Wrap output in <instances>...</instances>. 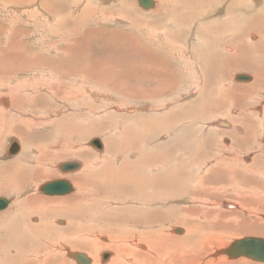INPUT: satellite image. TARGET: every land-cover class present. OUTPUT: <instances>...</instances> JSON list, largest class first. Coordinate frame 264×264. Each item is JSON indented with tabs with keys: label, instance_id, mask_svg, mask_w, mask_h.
<instances>
[{
	"label": "rangeland",
	"instance_id": "rangeland-1",
	"mask_svg": "<svg viewBox=\"0 0 264 264\" xmlns=\"http://www.w3.org/2000/svg\"><path fill=\"white\" fill-rule=\"evenodd\" d=\"M100 1L0 0V97H11L0 109V190L9 189L0 197L10 201L1 212L13 210L0 217V264H71L63 249L88 255L83 240L97 234L173 246L169 238L186 235L176 230L190 235L174 245L209 264L214 249L254 236L250 225L264 228L218 206L244 193L253 212L264 207V39L250 26L264 19V0H153L157 10ZM95 138L101 151L89 145ZM10 139L22 149L3 161ZM63 162L87 165L89 176L84 202L58 216L46 210L75 193L38 188L65 179L75 191L80 170L59 172ZM199 187L218 191L193 203ZM243 260L260 264L229 261Z\"/></svg>",
	"mask_w": 264,
	"mask_h": 264
},
{
	"label": "bare ground",
	"instance_id": "bare-ground-1",
	"mask_svg": "<svg viewBox=\"0 0 264 264\" xmlns=\"http://www.w3.org/2000/svg\"><path fill=\"white\" fill-rule=\"evenodd\" d=\"M100 2H102V3H106L107 2V0H101ZM152 2H153V5H152V7L151 8H149V9H143V10H151V9H153L154 8V10H157V4L152 0ZM258 2V1H257ZM82 3V2H81ZM16 4V3H15ZM256 4V3H255ZM84 5V4H83ZM89 8V7H88ZM87 8V9H88ZM1 9V8H0ZM142 9V8H141ZM153 10V11H154ZM82 11V10H81ZM225 11V10H224ZM77 12V11H76ZM58 13V12H57ZM210 13V12H209ZM122 14V13H121ZM120 14V15H121ZM111 17V16H110ZM182 20V19H181ZM209 20V19H208ZM226 20V19H225ZM251 28L252 29H257V30H260V33H261V35H262V39H264V19H261V17H259V16H257L256 18H254L253 19V22H251ZM180 29V28H179ZM243 32V31H242ZM259 32V31H258ZM229 34V33H228ZM194 37V36H193ZM248 38V37H247ZM250 38L251 39H255V36L252 34V35H250ZM167 39V38H166ZM171 42V41H170ZM18 46V45H17ZM238 47V46H237ZM263 48V47H262ZM206 50V49H205ZM226 51H230L228 48L226 49ZM231 52V51H230ZM233 53V52H232ZM248 54V53H247ZM242 56V55H241ZM167 59V58H166ZM186 60V59H185ZM151 61V60H150ZM88 62V61H87ZM243 64H244V62H243ZM257 64V63H256ZM158 66V65H157ZM242 67V66H241ZM86 68V67H85ZM253 70V69H252ZM254 70H257V69H254ZM195 71V70H194ZM253 72H255V71H253ZM196 74V73H195ZM261 75V74H260ZM33 76V75H32ZM91 77V76H90ZM250 77V76H249ZM256 77H257V79H258V82L257 83H259V85H260V83L264 80L263 78V80H261L257 75H256ZM264 77V76H263ZM37 78V77H36ZM55 78V77H54ZM83 78V77H82ZM33 79V78H32ZM35 79V78H34ZM41 80V79H40ZM252 79H251V77H250V81H251ZM22 81V80H21ZM49 81V80H48ZM249 81V82H250ZM36 82V81H35ZM30 83V82H29ZM245 83H247V82H245ZM45 84H47L46 82H45ZM52 84V83H51ZM35 85V84H34ZM40 85V84H39ZM236 85V84H235ZM258 85V86H259ZM47 86V85H46ZM53 86V85H52ZM251 86V85H250ZM257 86V85H256ZM257 86V87H258ZM83 87V86H82ZM244 87V86H243ZM3 88V87H2ZM17 88V87H16ZM78 88V87H77ZM253 90L254 89H256V87H255V85L254 86H252L251 87ZM24 89V88H23ZM50 90V89H49ZM74 90V89H73ZM193 90H195V89H193ZM246 90V89H245ZM56 92V91H55ZM76 93V92H75ZM2 95V94H1ZM6 97V98H5ZM13 97V96H12ZM13 98H15V97H13ZM15 100H16V98H15ZM14 100V101H15ZM79 100V99H78ZM10 101H11V97H9V96H1L0 97V109H2V110H4V109H6L7 107H9V103H10ZM111 101V100H110ZM109 101V102H110ZM24 102V101H23ZM90 102V101H89ZM78 108V107H77ZM164 108V107H163ZM239 108V107H238ZM1 110V111H2ZM231 110V109H230ZM229 110V111H230ZM258 110L261 112V110L258 108ZM49 111V110H48ZM6 112V111H5ZM233 112H235V111H233ZM1 113V112H0ZM236 113V112H235ZM245 114V113H244ZM258 114V113H257ZM256 114V115H257ZM227 115V114H226ZM230 117V116H229ZM237 117H240V116H237ZM240 120H241V118H240ZM237 122H240V121H237ZM99 123V122H98ZM31 124V123H30ZM241 124V123H240ZM218 125H220V126H222V127H225V128H230V126H228L226 123H224V122H222V123H218ZM215 126V125H214ZM244 127V126H243ZM238 131L239 133L240 132H242V129L241 128H239V127H235L234 128V131ZM13 131V130H12ZM16 131V130H15ZM100 132V131H99ZM123 133V132H122ZM237 135V134H236ZM119 136V135H118ZM222 136V135H221ZM263 136V135H262ZM243 137V136H242ZM241 137H239V139H240ZM244 138V137H243ZM242 138V139H243ZM98 139V138H97ZM99 140V139H98ZM12 141H14V139H11L10 141L8 140V145L12 142ZM100 141V140H99ZM113 141V140H112ZM233 141V140H232ZM240 141H243V140H240ZM15 142H17V144H18V146H19V151L15 154V155H13V156H10V157H7V156H4V154H3V161L4 160H7V159H14L15 157H17L18 155H19V153H20V151H21V146H20V143L17 141V140H15ZM101 142V141H100ZM118 142V141H117ZM228 142V141H227ZM234 142V141H233ZM105 148H107V145H108V141L107 140H105ZM236 143V142H235ZM241 143H243V142H241ZM240 143V144H241ZM262 143H263V147H264V142L262 141ZM244 144V143H243ZM7 145V146H8ZM244 145H246V144H244ZM6 146V147H7ZM247 146H249V145H247ZM103 146H102V142H101V149H99V151H101L103 148H102ZM242 147V146H241ZM105 148H104V150H103V152H102V154L104 153V151H105ZM229 148V147H228ZM245 148V147H244ZM246 149V148H245ZM249 149V148H248ZM5 150H6V148H5ZM98 150V149H97ZM178 150V149H177ZM5 152V151H4ZM87 152V151H86ZM93 153V152H92ZM101 153V152H100ZM87 154H89V153H87ZM180 154V153H179ZM182 154V153H181ZM260 154V153H259ZM99 155H101V154H99ZM178 155V154H177ZM183 155V154H182ZM83 156H85V155H83ZM102 156V155H101ZM85 157H87V156H85ZM92 157V156H91ZM196 157V156H195ZM20 158V157H19ZM93 158V157H92ZM99 158V157H98ZM163 158V157H162ZM176 159H177V157H175ZM197 158V157H196ZM219 159V158H218ZM240 159V158H239ZM185 160V159H184ZM231 160L233 161V159L231 158ZM179 161V160H178ZM181 161V160H180ZM212 161V160H211ZM83 162V161H82ZM206 162H208V161H206ZM215 162V161H214ZM213 162V163H214ZM218 162V161H217ZM217 162H216V164H217ZM221 162V161H220ZM63 163H66V162H63ZM74 163H76L78 166H77V168L75 169V170H68V171H65V172H62L61 170H60V165L62 164V163H59L58 165H56L57 166V169H58V171L59 172H62V173H70V172H76L77 170L79 171L80 170V172H78V174H76L74 177H73V181L75 182V187H76V189H75V191H74V185L72 186L71 185V183L69 182V181H67L70 185H71V192L70 193H68V194H66V195H69L70 196V194H73V192L75 193V196L73 195H71L70 197H67V198H63V199H59V200H55V204L57 203V205H60V206H62V207H60L59 209H52L51 207L52 206H48L49 205V203H53L52 201L53 200H44V199H40V198H37V199H34V204H42V205H46L47 204V207H49V209H47L46 211H50L51 213H54V214H58V216H62V215H64L65 214V216H67V214L69 213V212H71L72 210H75L76 208H79L80 207V201L82 202V195H83V193H84V191H85V189L84 188H86L87 186V178H88V173H89V171L87 170V168H88V166L86 165V166H84V168H83V170L81 171V169H82V163H80L81 165H79V163H77V162H74ZM188 163V162H187ZM91 164V163H90ZM197 164V163H196ZM223 164H224V162H223ZM263 164V163H262ZM94 165V164H93ZM198 165V164H197ZM96 166V165H95ZM45 167V166H44ZM165 167V166H164ZM178 167V166H177ZM200 167H201V165H200ZM199 167V168H200ZM215 167V166H214ZM262 167V166H261ZM155 168V167H154ZM172 170V169H171ZM202 170V169H201ZM209 170V169H208ZM207 170V171H208ZM262 170V169H261ZM199 171H200V169H199ZM199 171H198V173H199ZM218 171V170H217ZM156 172V171H155ZM174 172V171H173ZM206 172V171H205ZM209 172V171H208ZM214 172H215V170H214ZM95 173V172H94ZM179 173V172H178ZM181 173V172H180ZM192 174V173H191ZM202 174V173H201ZM208 175H209V173H208ZM207 175V176H208ZM63 176V175H62ZM151 177V176H150ZM203 177H206V176H203ZM256 177V176H255ZM194 178V177H193ZM214 178H216V177H214ZM150 179V178H149ZM174 179V178H173ZM11 180V179H10ZM65 180V179H64ZM178 180H181V179H178ZM200 180V179H199ZM174 181V180H173ZM230 181V180H229ZM202 182V181H201ZM7 183V182H6ZM218 183V182H217ZM215 184H216V182H215ZM219 184V183H218ZM166 185V184H165ZM205 186V185H204ZM213 186H215V185H213ZM10 187H11V185H10ZM9 188V187H8ZM12 188V187H11ZM10 188V189H11ZM205 188H206V186H205ZM205 188L204 187H199L198 189H199V191L201 192V193H197V194H195V195H193V196H197V197H193L194 199H193V203H194V200L196 199H199V197H204V198H206V197H209V196H211V194H212V192L213 191H218V190H213V188H211V190H212V192H209L208 191V189H206L205 190ZM1 189V188H0ZM170 189H172V187L170 188ZM9 190V189H8ZM7 189L6 190H0V193H6V191H8ZM194 190V189H193ZM222 190V189H221ZM38 191H39V188H38ZM78 192V193H77ZM238 192V191H237ZM10 193V192H9ZM12 193V192H11ZM175 194V193H174ZM180 194H181V192H180ZM179 194V195H180ZM236 194V193H235ZM248 194H250V193H248ZM252 194V193H251ZM250 194V195H251ZM187 195V194H186ZM189 195V194H188ZM63 196H65V195H63ZM221 196H223V195H221ZM237 196H238V199H239V201H238V203L237 202H233V203H230V202H221V204H219L218 206H220L222 209L223 208H227V209H234V211L236 212V213H238L239 214V212L240 213H242V214H244L245 216H248V217H250L251 219L253 218V219H257V220H259V221H261L262 223L264 222V207H262V209L260 210H257V211H255V212H253L252 211V209L251 208H248L247 207V200H245L246 198H245V194L244 193H237ZM257 196V195H256ZM4 197V196H3ZM8 197V196H7ZM184 197V196H183ZM213 197V196H212ZM245 198V199H244ZM248 198L250 199V203H248V204H250V205H252V204H254L255 205V203H258L259 205H260V201H257L255 198H254V196L253 195H251V197H249L248 196ZM191 199V198H190ZM8 200V199H7ZM192 200V199H191ZM195 200V201H196ZM57 201V202H56ZM60 201V202H59ZM8 205H7V207L4 209V210H2V211H5L6 209H8L9 208V206H10V201L8 200ZM84 202V201H83ZM82 202V203H83ZM192 202V201H191ZM263 202V201H262ZM195 203H197V202H195ZM41 205V206H42ZM249 205V206H250ZM259 205H257V206H259ZM41 206H35V207H33L32 209H31V211L32 212H34L35 213V211L37 212V213H39V211L41 210ZM214 206V205H213ZM218 206H216V207H218ZM55 207V206H54ZM243 207H244V209H243ZM220 208V209H221ZM14 209V208H13ZM44 209V208H43ZM99 209V208H98ZM10 210V211H9ZM7 212H5V213H3V212H1L0 211V217H4L5 215L7 216L9 213H11V212H13V210H11V208L9 209ZM45 210V209H44ZM251 210V211H250ZM262 210H263V212H262ZM78 211V210H77ZM223 211V210H222ZM227 211V210H226ZM230 212V211H229ZM30 213V212H29ZM42 214H43V212H42ZM42 214H41V217H42ZM212 214V213H211ZM228 214H230V213H228ZM235 215H237V214H235ZM185 216H187V215H185ZM261 216V217H260ZM263 216V217H262ZM55 218V217H54ZM227 219V218H226ZM236 219V218H235ZM52 220V219H51ZM238 220V219H237ZM36 221H38V220H36ZM55 221H56V219H55ZM54 221V222H55ZM233 221V220H232ZM254 221V220H253ZM32 222V221H31ZM48 223H50L49 221H48ZM187 223V222H186ZM232 223H235V222H232ZM246 223V222H245ZM37 224H39V223H37ZM43 224V223H42ZM57 224H58V221H57ZM177 224H178V222H177ZM3 225V224H2ZM58 225H60V224H58ZM184 225H185V223H184ZM39 226V225H38ZM236 226H237V224H236ZM251 226V225H250ZM247 227L248 228V231H246V232H248V234H252V235H254V236H245V237H254V238H260V239H264V228H259L257 225L256 226H254L253 227V225H252V227ZM26 227V226H25ZM46 227V226H45ZM191 226H189L188 228H190ZM199 227V226H198ZM201 227V226H200ZM199 227V228H200ZM203 227V226H202ZM208 227V226H207ZM228 227V226H227ZM30 228V227H29ZM58 228V227H57ZM195 228V227H194ZM227 229V228H226ZM231 229V228H230ZM234 229V228H233ZM237 229V228H236ZM235 229V230H236ZM263 229V230H262ZM58 230H59V228H58ZM61 230V229H60ZM192 230H194V229H192ZM195 230H196V228H195ZM198 230V229H197ZM229 230V229H228ZM62 231V230H61ZM46 232V231H45ZM174 233V230H171V233ZM186 233V235L187 234H189V232H186V231H184V230H179V232H177L178 234L179 233ZM169 233V232H168ZM10 234H11V232H10ZM167 233L165 232V236H166V238H167V235H166ZM185 235V237L184 238H182V239H175V238H169V239H171V240H173L172 241V245L173 246H165V245H163L162 243H160V242H158L157 240V238L156 237H154V236H150L149 238H146L145 236H140L139 237V239H136V240H134V239H132V240H128V239H123V238H115V237H111V235L109 236H107V235H105V236H99L98 234H97V237L94 239V240H91V241H89L88 239H86L85 237V239L83 240L84 241V245L85 244H87V245H89L88 247H87V250H88V252H87V254L88 255H86V254H83V255H85V257L87 258V259H89V261H90V263L89 264H100V263H102L101 262V260H102V258H101V254H100V252L101 251H104V250H109V253H107L108 254V256H107V258L105 259V260H107L105 263H107V264H162V262H166L167 260H168V264H194V261L193 260H191V258H189L190 256V253H191V251H190V253H188V251L185 249V248H179L178 246L176 247V245H174V244H177V243H183V239H185L187 236ZM190 235V234H189ZM259 236V237H257V236ZM22 236V235H21ZM159 236V235H158ZM203 236V235H202ZM206 236V235H205ZM79 237V236H78ZM92 237H94V236H92ZM160 237V236H159ZM207 237V236H206ZM245 237H243V238H245ZM97 239V240H96ZM194 239V238H193ZM239 239H242V238H239ZM239 239H234L233 241H235V240H239ZM168 240V239H167ZM191 240V239H190ZM232 241V242H233ZM204 242V241H203ZM64 243V242H63ZM165 244H166V242H164ZM54 244V243H53ZM138 244H140V245H138ZM55 245V244H54ZM183 245V244H182ZM230 245V243H228L227 245H225V246H221L219 249H214L213 251H212V253L210 254V261H212L211 263H209V264H213L214 262H216V261H223L224 263L223 264H234L233 263V261H229V260H231V259H227L228 257H226L225 255H223V254H220V255H216V252L217 251H219V250H222V249H224V248H227L228 246ZM61 247V246H60ZM65 247V246H64ZM170 247V248H169ZM55 248H57V249H59L57 246H55ZM54 248V249H55ZM62 248V247H61ZM60 248V249H61ZM86 248V247H85ZM169 248V249H168ZM194 248V247H193ZM1 250V249H0ZM216 250V251H215ZM58 251V250H57ZM63 251L65 252V257H68L70 260H73V262L71 261V264L73 263V264H77L76 262H75V260L74 259H72V258H70V254H73V253H79V252H74V251H69V250H67V248L65 247L64 249H63ZM84 251V250H83ZM81 252V251H80ZM80 254H82V253H80ZM43 258H45V256H41V257H39V263L42 261V259ZM101 258V260L99 261V259ZM207 258V257H206ZM238 259H240V258H238ZM243 259H246V258H243ZM105 260H102V261H105ZM237 260V259H236ZM37 262V263H38ZM47 262V261H46ZM100 262V263H99ZM202 262V261H201ZM256 263H258V262H256ZM60 264H65L64 263V261H62ZM216 264V263H215ZM242 264H250L249 262H247V261H245V260H243L242 261ZM260 264H263V263H260Z\"/></svg>",
	"mask_w": 264,
	"mask_h": 264
},
{
	"label": "water",
	"instance_id": "water-1",
	"mask_svg": "<svg viewBox=\"0 0 264 264\" xmlns=\"http://www.w3.org/2000/svg\"><path fill=\"white\" fill-rule=\"evenodd\" d=\"M137 4L142 9H149L152 7V0H137ZM237 82H249L250 77L245 74H238L234 77ZM89 145L95 149H101V142L95 138L89 142ZM19 151L17 142L12 141L4 152V156L10 157L15 155ZM77 164L74 162L62 163L59 167L62 172L68 170H75ZM39 192L46 196H63L71 192V185L64 179H58L43 183L39 187ZM8 200L0 197V211L4 210L8 205ZM179 232L176 230L175 233ZM223 254L228 259L236 260L238 258H246L253 262L264 264V239L245 237L239 240H235L230 243L227 248L219 250L216 255ZM70 258L74 259L77 264H89L90 261L85 255L80 253H73L69 255ZM108 254L105 253L101 256L102 260L107 258Z\"/></svg>",
	"mask_w": 264,
	"mask_h": 264
},
{
	"label": "crops",
	"instance_id": "crops-1",
	"mask_svg": "<svg viewBox=\"0 0 264 264\" xmlns=\"http://www.w3.org/2000/svg\"><path fill=\"white\" fill-rule=\"evenodd\" d=\"M6 98V97H5ZM1 107V106H0ZM8 108V107H7ZM11 140V139H10ZM8 145V144H7ZM5 151V150H4ZM4 153V152H3Z\"/></svg>",
	"mask_w": 264,
	"mask_h": 264
}]
</instances>
